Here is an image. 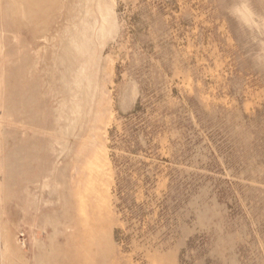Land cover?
Here are the masks:
<instances>
[{"label":"rangeland","instance_id":"1","mask_svg":"<svg viewBox=\"0 0 264 264\" xmlns=\"http://www.w3.org/2000/svg\"><path fill=\"white\" fill-rule=\"evenodd\" d=\"M0 264H264V0H0Z\"/></svg>","mask_w":264,"mask_h":264}]
</instances>
